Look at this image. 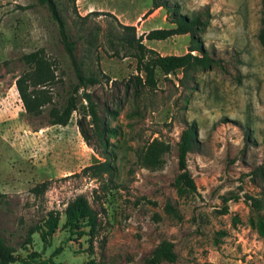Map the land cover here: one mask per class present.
I'll return each instance as SVG.
<instances>
[{"label":"rangeland","instance_id":"1","mask_svg":"<svg viewBox=\"0 0 264 264\" xmlns=\"http://www.w3.org/2000/svg\"><path fill=\"white\" fill-rule=\"evenodd\" d=\"M55 1L82 70L98 78L87 86L98 126L83 99L66 124L49 122L50 107L62 104L74 81L56 24L38 0H0V236L17 255L8 264H23L20 258L33 252L34 264H141L162 237L173 242L177 257L157 264H264L258 229L260 223L264 228V49L256 37L264 26V0H156L167 6L152 21L160 27L172 25L171 11L205 18L200 38L212 62L186 72L156 69L155 85L139 88L135 58L118 41L116 20L133 24L137 35L147 24L129 23L133 16L123 7L118 19L108 10L84 11L87 5L75 0ZM188 39L186 33L142 42L160 54L183 53ZM39 47L54 77L35 86L49 100L29 113L15 79L27 70L20 54ZM189 122L199 140L186 155L196 190L178 192L176 141ZM101 123L114 133L100 131ZM152 137L169 145L154 169L136 159ZM104 150L111 174L80 173L103 160ZM43 181L41 191L34 188ZM79 193L96 213L90 237L62 224L63 207ZM166 202L180 219L164 212ZM49 209L59 210L60 220L42 238L30 230Z\"/></svg>","mask_w":264,"mask_h":264},{"label":"trees","instance_id":"2","mask_svg":"<svg viewBox=\"0 0 264 264\" xmlns=\"http://www.w3.org/2000/svg\"><path fill=\"white\" fill-rule=\"evenodd\" d=\"M39 3L45 5L50 17L56 24L58 38L70 62L74 81H69L64 91V99L60 106L50 107V123L64 125L73 110L76 109L77 103L82 99L86 101L87 113L92 117L93 122L98 126V116L96 114L94 102L87 90V86L97 82L98 78L92 71L85 73L82 70L81 63L75 54V42L71 39L66 29L65 21L58 9L55 0H38ZM161 5L167 7L164 2L153 0L152 6ZM149 10H147L148 12ZM117 21L120 29L118 41L126 48L130 49L131 55L135 58L136 74L133 81L136 86L153 87L155 85V70L159 69L163 73L171 72L175 69H182L186 72L189 69L210 67L212 58L206 52L200 34L206 24L205 18L200 13H192L186 15L178 11H171L168 21L172 24L168 27L150 28L147 31L137 35L133 24H124ZM187 33L189 42L186 51L183 53H166L160 54L154 48L145 45L142 39H164L172 34ZM257 40L264 49V26L260 24L257 33ZM195 50L196 53H192ZM21 61L25 64V70L15 79V86L18 96L22 102L23 108L29 113L38 112L42 105L49 100V95L42 88H35L37 84L49 83L53 77V70L48 63V59L44 55L42 47L23 52L20 54ZM29 85L32 87L29 88ZM137 88V89H138ZM80 124V122H79ZM100 131L103 133H114L113 128L100 124ZM80 132L85 136V132L80 127ZM246 132L245 136L247 137ZM199 140L196 137V128L192 122L187 123L180 129L178 139L176 141V159L178 172L174 178V184L178 192L189 191L195 192L196 185L187 169L186 155L193 151ZM169 149V145L162 139L152 137L150 140L142 144L136 153L138 163L144 167L154 169L162 164V156ZM110 156L104 150L103 160L85 165L81 168L80 173H85L91 177H97L103 173L111 174L113 172V164L110 162ZM46 182H41L34 186L35 189L41 191ZM164 212L172 214L177 219L181 215L175 206L166 202L163 206ZM60 211L49 209L40 224L32 230L38 229L42 238L50 235L56 228L60 220ZM63 226L71 233L87 234L92 236L96 231V213L91 208L86 197L79 193L69 199L62 209ZM82 227H86L84 230ZM260 233H264L263 225H258ZM35 252L22 257L23 264H34ZM177 257L173 249V242L166 238H160L143 256L141 264H157L161 260L174 261ZM17 259L14 249L7 244L0 236V264H8ZM85 264H96L90 259Z\"/></svg>","mask_w":264,"mask_h":264},{"label":"crops","instance_id":"3","mask_svg":"<svg viewBox=\"0 0 264 264\" xmlns=\"http://www.w3.org/2000/svg\"><path fill=\"white\" fill-rule=\"evenodd\" d=\"M115 1L116 0H94V1L75 0L76 4L79 5V7L80 6L83 7L84 5H87L84 11H88L91 9L108 10L114 13L117 16V18L119 17L118 10L122 9L121 7H123L126 12H128L130 9L133 19H131L129 23L135 24L137 21H139V24H143V23L147 24V27L145 28L144 31H147L150 28L160 27L157 24H152L153 23L152 21H155L154 17L156 13L161 9L162 7L161 5H157L153 7L152 0L150 4H148V0H130L129 3H125L123 5L120 4L119 7H116ZM147 10L149 11L147 12ZM142 15H145V17L141 18ZM161 18L164 19V15H162ZM165 27H168V26H165ZM185 34L186 33L172 34V35L167 36L166 38L170 36L185 35ZM146 40H153V39H146ZM156 40H161V39H156ZM186 41L189 42V39Z\"/></svg>","mask_w":264,"mask_h":264}]
</instances>
